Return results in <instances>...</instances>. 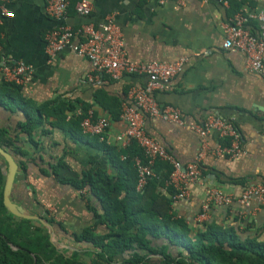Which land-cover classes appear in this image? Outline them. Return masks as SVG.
Listing matches in <instances>:
<instances>
[{
	"label": "crops",
	"instance_id": "crops-1",
	"mask_svg": "<svg viewBox=\"0 0 264 264\" xmlns=\"http://www.w3.org/2000/svg\"><path fill=\"white\" fill-rule=\"evenodd\" d=\"M47 1L0 0V61L16 60L32 69L31 80L21 86L18 98L28 104L32 116H39V109L55 103L79 101L80 108L85 105L93 111L95 120L107 118L111 126L103 142L71 127L70 113L59 125L44 114L30 138L19 126L27 121L24 111L0 103V130H6L23 149V155L17 156L12 148L0 147L11 155L17 168L14 181L4 191L7 211L14 221H31L33 230L42 229L53 238L58 255L67 259L76 254L82 264H92L93 247L78 242L76 236L88 230L98 236L109 232L100 222L104 214L101 200L74 182L95 170L111 180L120 176L123 170L112 163L104 143L118 151L125 149L115 140L126 129L121 120L122 105L129 102V91L143 87L147 78L105 77L104 83L97 85L90 61L71 48L54 58L48 56L46 35L61 25L74 31L90 23L99 28L112 18L130 61L187 60L184 71L171 80L169 89L156 95L161 106L181 111L184 126L146 117L147 133L183 165L201 158L205 185H191L188 195L172 204L173 216L185 220L192 232L233 226L264 244V204L255 203L246 209L238 202L249 186L264 184V77L248 69L244 53L223 47L224 25L242 8L259 12L264 0H229V7L218 0H91L93 11L89 17L78 15L75 5L79 0H71L63 20L48 15ZM251 25L257 27L256 22ZM6 82L0 71V88ZM211 117L237 125L242 136L241 156L218 155L217 134L203 140L192 129ZM124 158L119 157V163ZM0 164L7 171V184L10 164L1 154ZM205 187L220 189L236 200L230 206H212L204 214ZM160 192L168 194L164 187ZM12 248L18 249L14 245ZM121 263L118 259L117 264Z\"/></svg>",
	"mask_w": 264,
	"mask_h": 264
},
{
	"label": "trees",
	"instance_id": "trees-1",
	"mask_svg": "<svg viewBox=\"0 0 264 264\" xmlns=\"http://www.w3.org/2000/svg\"><path fill=\"white\" fill-rule=\"evenodd\" d=\"M21 90V86L6 82L0 88V103L10 108L15 105L24 111L27 121L19 126L30 138L44 114L55 119L54 125H59L70 113L71 127L82 131V119L90 108L82 105L83 114H79L82 104L79 101L55 103L39 109V116H32L28 104L18 98ZM122 110L123 107L121 114ZM220 142L228 145L230 141ZM104 144L112 163L123 170L120 176L111 180L95 170L74 182L76 187L88 188L101 200L104 214L100 222L109 230L104 236L95 235L92 230L76 236L78 242L93 247L92 264H117L118 259L122 260L121 264H264V244L257 237H246L247 232H238L233 226L231 229L209 227L206 232L196 233L185 220L173 216V196L177 192L169 184L173 172L170 164L158 161L154 169L157 177L139 191L135 158L145 159L141 147L132 141L118 151L117 147ZM0 147L12 148L17 156L23 155V149L6 130H0ZM122 155L124 161L119 163ZM6 175L7 171L0 164V264H82L76 254L67 259L58 255L49 233L33 230L31 221H14L4 200ZM162 187L166 188L167 195L160 192ZM12 245L18 249L14 250Z\"/></svg>",
	"mask_w": 264,
	"mask_h": 264
},
{
	"label": "built area",
	"instance_id": "built-area-1",
	"mask_svg": "<svg viewBox=\"0 0 264 264\" xmlns=\"http://www.w3.org/2000/svg\"><path fill=\"white\" fill-rule=\"evenodd\" d=\"M10 3L12 0H1ZM229 7V0H218ZM46 11L57 19H65L71 0H48ZM78 15L89 17L93 11L91 0H79L75 5ZM7 13L3 10V13ZM257 23V27L251 25ZM225 40L223 47L232 52H242L247 57L248 69L264 77V5L259 12H250L247 8L240 9L227 24L224 25ZM67 48H71L78 56L86 58L96 72L94 81L97 85L104 83V76L114 80L123 75L146 77L147 81L141 88L129 91V102L123 104L121 120L126 124L124 132L115 137L116 142L126 148L136 141L144 152L145 159L136 157L135 167L138 172V190H143L150 179L156 178L155 166L158 161L166 162L173 167L169 184L176 189L173 201L184 199L188 188L193 184L205 185L203 171L198 162L183 165L161 143L152 138L146 131V117H153L165 122L184 126L182 113L172 106H161L156 98L160 92L169 89V84L176 76L184 71L186 59L174 63L158 61L137 63L128 59L124 43L118 28L112 18L106 24L96 28L93 24H85L74 31L67 25L51 29L46 35V53L51 58L56 57ZM1 52V50H0ZM0 71L9 83L19 86L31 80L30 66L7 58L0 61ZM79 114H83L81 108ZM111 122L107 118L94 119L92 110L86 112L82 119L81 129L85 135L99 137L106 141ZM203 140L210 134L216 133L219 140L228 139V145L219 142L216 149L218 155L237 158L243 154L242 136L233 121L211 117L192 128ZM205 142V141H204ZM234 196L217 188L205 187V199L202 210L207 214L212 206H230L235 202ZM238 202L246 209L252 205L264 204V184L249 186L238 198Z\"/></svg>",
	"mask_w": 264,
	"mask_h": 264
},
{
	"label": "water",
	"instance_id": "water-1",
	"mask_svg": "<svg viewBox=\"0 0 264 264\" xmlns=\"http://www.w3.org/2000/svg\"><path fill=\"white\" fill-rule=\"evenodd\" d=\"M0 154L2 156H4L10 164V174H9V179H8L9 181L5 186V190L7 191L9 189L10 185L12 184V182L14 181V177H15V174L17 172V168H16V164H15L13 158L11 157V155L8 154V152H6L2 148H0ZM5 199H6V196H5ZM6 202H7V205L9 207V201L7 199H6ZM51 235L54 236V233L51 232ZM52 242H54L53 238H52Z\"/></svg>",
	"mask_w": 264,
	"mask_h": 264
}]
</instances>
